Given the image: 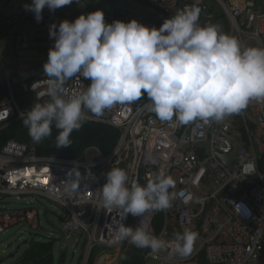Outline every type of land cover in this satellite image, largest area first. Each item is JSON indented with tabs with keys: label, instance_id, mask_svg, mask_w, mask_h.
Listing matches in <instances>:
<instances>
[{
	"label": "built area",
	"instance_id": "1",
	"mask_svg": "<svg viewBox=\"0 0 264 264\" xmlns=\"http://www.w3.org/2000/svg\"><path fill=\"white\" fill-rule=\"evenodd\" d=\"M148 1L164 14L177 9L195 34H210L203 0ZM216 1L229 31L208 56V69L183 89L142 101L103 69L101 48L111 45L114 31L101 29L81 46L40 41L32 0H18L7 12L8 0H0V39H8L16 55L45 51L43 72L20 84L30 104L21 107L11 91L0 101V130L54 114L119 131L108 154L91 146L76 159L39 156L35 140L6 141L0 234L19 225L41 230L38 203L50 202L61 211L60 235L83 241L80 263L88 264L95 250L123 247L134 214L142 215L137 202H152L138 193L143 181L157 184L164 216L145 262L202 264V255L206 264H264V7ZM217 73L226 77L210 82ZM4 75L9 83L7 69ZM220 155L231 156L232 169ZM12 199L22 207L9 206ZM155 213L145 215L150 229Z\"/></svg>",
	"mask_w": 264,
	"mask_h": 264
},
{
	"label": "trees",
	"instance_id": "2",
	"mask_svg": "<svg viewBox=\"0 0 264 264\" xmlns=\"http://www.w3.org/2000/svg\"><path fill=\"white\" fill-rule=\"evenodd\" d=\"M141 6H148V0H129ZM114 40L112 42L118 43V46H127L135 42V32L130 31L127 21L123 18L118 10H114ZM169 22L165 24L166 28L163 31H172L176 29L179 36L178 40L172 45L171 52L184 59V63L180 67L178 73L170 78L164 85L155 88L151 85H133L124 78V68L117 59L120 55L116 54L115 58H108L104 56L103 69L110 75L118 84H122L127 88L133 90L138 94L142 101L149 100L160 94L177 91L185 88L191 84L208 69V56L213 49H220L223 44L222 40H216L213 35L195 34L182 21L176 17L171 18L169 14L165 13ZM157 42L158 37L154 38ZM39 40V39H37ZM172 41V39H171ZM216 41V42H214ZM123 55H129V60H133L134 54L130 49H126ZM120 60V59H119ZM154 64L155 61L149 59H139L138 67L132 68L135 75H139L145 65ZM154 74L157 69L153 70ZM5 79L3 68L0 64V101L9 96V91L12 92L14 98L21 107H26L30 104L31 98L25 94L20 84L11 82ZM223 74H215L210 78V82H215L219 78H225ZM36 78V77H35ZM34 79V78H33ZM32 80V79H30ZM29 80V81H30ZM158 84V83H157ZM119 138V131L112 127L84 123L76 124L71 118L59 116L54 114L33 115L22 120L15 121L10 125L0 130V148L8 140H15L17 142L29 145L35 140L34 146L36 153L39 156L59 158V159H76L88 147H97L102 154H108L117 143ZM138 193L144 195L146 198L152 200L151 203L145 204L138 201L136 210L143 216L150 212H156L152 220V234L146 235V246L140 247L133 245L125 249L128 231L125 236V241L122 247V257L119 264H145L144 253L149 249L160 233L163 224L164 216L162 213L161 202L158 200V186L155 183H148L140 181L138 184ZM169 236H174L176 229L174 223L170 222ZM173 229V230H172ZM175 234L177 232L175 231ZM32 246L25 252L23 257L24 263L30 264H53L52 243L31 242ZM29 244V245H30ZM200 260L202 264H206L204 257L201 255ZM88 264H93V256L90 257Z\"/></svg>",
	"mask_w": 264,
	"mask_h": 264
},
{
	"label": "rangeland",
	"instance_id": "3",
	"mask_svg": "<svg viewBox=\"0 0 264 264\" xmlns=\"http://www.w3.org/2000/svg\"><path fill=\"white\" fill-rule=\"evenodd\" d=\"M86 1L87 3H89V5H91L89 7L93 10L91 13H83L81 15L75 13L74 18L78 20L73 25L69 24L71 20L67 21V24L62 23L58 20V22L56 21L57 23L47 21V28H44L43 25H39L38 30L40 33H38V36L47 40L64 38L65 40H68L71 45L75 46L90 44L94 38L95 33L109 26V22L107 20L104 21V11L100 5L101 0ZM207 1V5L209 4L211 7H213L214 12L219 14V17L224 15L222 10L219 8L216 0ZM125 5L127 6L125 8H128L130 12L134 13L137 11H141L140 15H134L136 16L135 21L139 23V25L130 23L131 30H135L139 33L137 34V36L141 43H132L128 44L127 46H118V43L112 42L108 48H101V51L103 55L108 58H115L114 56L116 54L120 55V57H118L120 60H117L124 68V78L131 84H142L146 86L151 85L155 88H159L164 85L170 78L174 77L184 63L183 58L174 55L171 52L172 45L179 38L177 31L176 29H172V41L158 47L155 40L153 39V37H158V34H156L157 32L153 33V28H149L154 27L156 25V22L150 21L147 18L148 14L141 6L135 7V4L129 2H127ZM95 8L97 9L95 10ZM66 13L67 12H65L64 14ZM96 13L99 14L97 17L95 16ZM34 17L38 18L36 15H34ZM157 17L160 22H163V18L161 16L157 15ZM54 28L58 31L53 33L50 32V30ZM61 30L62 32H60ZM127 48L130 49L134 54L133 60H129V55H123L124 51ZM1 49L2 48L0 47V61H2V63H4V65L9 70L16 68L18 64L14 55L9 50H7L6 53ZM141 58L153 60L155 61V63H148L147 65H145L139 75H135L132 71V68H136L139 66V64H137V61ZM154 69H157L156 74H154L153 72ZM263 164L264 162L261 163V166H263ZM21 204V202L12 199L8 205L11 207L21 208ZM23 204L25 205V203ZM38 207L40 211L41 230L32 233L30 231H27L24 226L19 225L10 227L7 231L0 234V259H7V264H9V261L11 260L9 259L10 256L15 252L16 249H19L18 254L15 256L14 261L12 262L15 264L17 263V261L19 262L21 259H23V257L25 256V252H27L32 246L30 244L31 242H39L45 244H53V264H81L80 262H78V260L83 254L82 240H80L79 243H77V240H74L67 248L62 249L61 251L56 250L58 245L62 242L63 238L59 233L61 225L60 208L55 207L54 204L44 200L39 201ZM148 225L150 227L148 216H142L138 213H135L131 225L129 226V232L130 230L132 231L135 239H141V237L145 238L149 230ZM26 240L30 245L28 244L27 246L21 247L22 243ZM200 243L201 241L198 240L195 243V246L200 245ZM99 250H95L94 254H96Z\"/></svg>",
	"mask_w": 264,
	"mask_h": 264
},
{
	"label": "crops",
	"instance_id": "4",
	"mask_svg": "<svg viewBox=\"0 0 264 264\" xmlns=\"http://www.w3.org/2000/svg\"><path fill=\"white\" fill-rule=\"evenodd\" d=\"M9 1L10 0H8L7 4L9 3ZM121 1H123V2H121ZM169 1H172V0H169ZM227 1L231 6L235 5V4L236 5L237 4H249V5L252 4V5H259L261 7H264V0H227ZM125 2L135 4V7L141 6L139 4L131 2L129 0H101L100 5L104 11V21L107 20L109 22V26H107L106 28H103V29L107 30L110 35L113 33L114 25H115V23H114L115 19L113 16L114 10H118L121 12L123 18L127 21L128 28L130 29L131 32H133V31L131 30V26H130L131 24L130 23H132V24L134 23V24L139 25V23H137L135 21L136 20L135 17L140 15L141 11H137L134 13L130 12V10L128 8H125V7H127L125 5L126 4ZM207 2H208L207 0H203V3L205 4V6L207 8V10L205 11V14L210 17L208 19H205L207 21L206 22L207 23L206 29L210 33V36L213 35L216 40H222L221 38L226 37L228 34V31H229L228 20L224 15L219 17V14L215 13L213 10L214 8L211 7L209 4L207 5ZM7 4H6V6H7ZM217 4H218V2H217ZM14 6L15 5H13L12 8ZM90 6L91 5H89V3H87L86 0H32V8L33 7H43L45 9H47L50 13H53L54 15H56L59 18L58 21H61L62 23L67 24V21L71 20V22L69 23L70 25L75 24L76 21L78 20V19L74 18L75 13L80 14V15L83 13L84 14L91 13L93 10L89 8ZM218 6L221 9L219 4H218ZM5 7H4V9H5ZM141 7L148 14L147 18L150 21L156 22V25L154 27H149V28H153L152 29L153 33L157 32L156 34H159V36H160V33L166 28L165 24L169 22L168 21L169 18L167 19L164 13H162L156 9H151L148 6H141ZM96 9L97 8H95V10ZM134 10H136V9H134ZM65 12H67V13L64 14ZM166 14H169L170 17L174 18V19H176V17H177L180 21V15H179L177 9L171 10L169 13H166ZM34 15L35 14L33 12V20L35 23V36L37 39H39L40 41H44V42H49V41L59 40V39L64 40V38L48 39L47 40V39H44L42 37H39L38 36V33H40L38 30L39 25H43L44 28H47L46 27L47 21H51L53 23H57L58 21H57V19H42L38 16H37L38 18H35ZM98 15H99L98 13L95 14L96 17ZM134 15H136V16H134ZM157 15L161 16L163 18V22H160L158 20ZM201 15H202V13H201ZM57 31L58 30L55 28L50 30V32H52V33L57 32ZM60 32H62V30ZM134 32L136 34L135 35L136 40L134 43H141V41L139 40V38L137 36V34H139V33L135 30H134ZM96 33H98V32H96ZM154 38L155 37H153V39ZM155 42H156V44L158 43L156 40H155ZM214 42H216V41H214ZM0 47L2 48L1 50H3L4 52L9 50L17 60L18 66L16 68H13L12 70H9L4 65V63H2V61H0V64L3 68V71H4V69H7L10 72V76L11 75H17V73H20L22 71H25L27 69H30V68H33V67L39 65L42 61L43 56L45 55V51L30 52V53L16 55L12 51L10 41L8 39H5V38L0 39ZM148 229H149L148 234L152 233V227H151V230H150V227ZM131 234H132V231L130 230V232H129V229H128V237H127L125 249H127L133 245H139L140 247L146 246V236H145V238L141 237V239H135L133 234H132V236H131ZM104 252L105 253L107 252L108 254H110V256L107 260L102 258V254ZM121 257H122V248L121 249L120 248L113 249V250H104V249L102 250V249H100L96 254H93V264H108V263L109 264H119ZM78 262H81V257L78 260ZM151 263H154V262H145V264H151ZM15 264H27V263H24L23 259H21L19 262L17 261V263H15ZM28 264H30V263H28ZM154 264H156V263H154Z\"/></svg>",
	"mask_w": 264,
	"mask_h": 264
},
{
	"label": "water",
	"instance_id": "5",
	"mask_svg": "<svg viewBox=\"0 0 264 264\" xmlns=\"http://www.w3.org/2000/svg\"><path fill=\"white\" fill-rule=\"evenodd\" d=\"M18 0H10L9 3L7 4V6L5 7L4 11L7 12L9 11L12 6L17 2ZM33 12L36 16L42 18V19H59L56 15H54L53 13H50L47 9L43 8V7H33ZM0 18H1V14H0ZM171 42V31L167 30V31H162L160 33L159 36V40L157 43V46L160 47L163 44L166 43H170ZM43 72V67L42 65H37L33 68L27 69L25 71H22L20 73H17V75H15L14 77L11 78V82L14 84H21L24 82L29 81L30 79H33L35 77H37L39 74H41ZM220 159L223 160V162H225V164L232 169V160H231V156H222L220 155ZM77 235H79V232H77ZM72 239L73 236H70L68 238H63L62 242L58 245L56 250H62L64 248H67L68 246L71 245L72 243ZM28 241H24L21 245V247L23 246H27L28 245ZM19 249H16L15 252L10 256L9 259H11L9 261V264H14L12 263L14 261L15 256L18 254ZM7 259L3 258L0 259V264H7Z\"/></svg>",
	"mask_w": 264,
	"mask_h": 264
},
{
	"label": "bare ground",
	"instance_id": "6",
	"mask_svg": "<svg viewBox=\"0 0 264 264\" xmlns=\"http://www.w3.org/2000/svg\"><path fill=\"white\" fill-rule=\"evenodd\" d=\"M109 264V263H108Z\"/></svg>",
	"mask_w": 264,
	"mask_h": 264
}]
</instances>
